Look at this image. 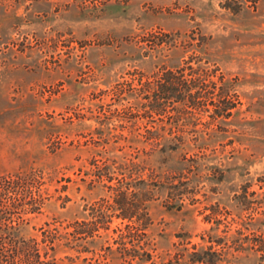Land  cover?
<instances>
[{"label":"rangeland","instance_id":"1","mask_svg":"<svg viewBox=\"0 0 264 264\" xmlns=\"http://www.w3.org/2000/svg\"><path fill=\"white\" fill-rule=\"evenodd\" d=\"M189 65L221 77L215 101L225 80L235 84L232 115L214 126L215 149L153 148L145 136L210 131L209 101L198 124L129 106L139 89ZM185 151L202 155L198 200L180 210L163 196L151 203L155 255L186 247L217 250V264H264V0H0V178L22 176L17 191L41 205L26 214L22 236L39 239L47 223L80 220L108 197L90 184L96 164L145 176ZM116 226L122 219L101 230L110 243ZM210 238L219 240L211 249Z\"/></svg>","mask_w":264,"mask_h":264},{"label":"trees","instance_id":"2","mask_svg":"<svg viewBox=\"0 0 264 264\" xmlns=\"http://www.w3.org/2000/svg\"><path fill=\"white\" fill-rule=\"evenodd\" d=\"M169 70L162 78L163 82L156 87L140 90L129 106L144 113L158 116L171 114L176 119H186L198 124V115L207 111L208 103L212 106L210 118L203 122L210 131H203L193 137L162 135L145 136L153 148L159 149H215L219 134L218 123L232 115L235 107V84L225 80L221 88L222 99L215 101L214 91L221 77L213 71H207L198 65ZM215 76V79L213 78ZM223 77V76H222ZM218 78V80H217ZM134 97V96H133ZM223 131H227L223 129ZM187 151L176 161L175 165L162 170L150 169L144 176L142 167L127 168L117 176L111 174L107 163L97 165L92 173L90 184L105 186L110 195L86 206L87 215L66 224L47 223L40 228V238L21 235L22 223L27 220L26 214L37 212L40 203L26 200L23 192L17 191L22 185V176L0 178V264H67L81 258L88 264H217L220 254L212 251V256L198 251L188 252V248H177L172 255L160 257L155 255V248L146 232L152 222L151 203L163 196L167 209L180 210L186 205L194 204L198 199L197 185L200 177L201 163L199 154L186 156ZM25 179V178H24ZM114 183H111L112 180ZM107 181V183L104 182ZM34 200L33 196H27ZM13 209H19L13 215ZM216 209L211 211L216 215ZM122 219V226L112 229L115 236L109 242L108 235L101 230L109 229L112 219ZM202 239L204 237L202 236ZM209 248L219 240L208 239ZM264 251V238L260 244ZM195 248V245H193ZM58 249L74 251V257H57ZM83 253L90 254L81 256ZM264 257V256H263Z\"/></svg>","mask_w":264,"mask_h":264}]
</instances>
